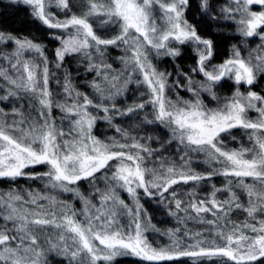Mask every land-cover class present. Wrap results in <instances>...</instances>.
Here are the masks:
<instances>
[{
    "label": "snow or ice",
    "instance_id": "6c2138e0",
    "mask_svg": "<svg viewBox=\"0 0 264 264\" xmlns=\"http://www.w3.org/2000/svg\"><path fill=\"white\" fill-rule=\"evenodd\" d=\"M13 5L56 46L0 30V264H264V0Z\"/></svg>",
    "mask_w": 264,
    "mask_h": 264
},
{
    "label": "trees",
    "instance_id": "16d2710c",
    "mask_svg": "<svg viewBox=\"0 0 264 264\" xmlns=\"http://www.w3.org/2000/svg\"><path fill=\"white\" fill-rule=\"evenodd\" d=\"M0 30L13 32L21 36L35 38L47 47L49 56H51L53 49L56 46V42L51 40L47 35V33L52 30L44 29L43 26L39 24V22L33 21L22 7L14 5L7 6V3L3 1H0ZM218 42L220 43V48L223 50L221 52H224V49H227L226 41L223 38H220ZM221 52L218 49V53L222 54ZM73 75L75 76L76 73L74 74L73 72ZM53 88H55V85H53ZM97 133L107 135L112 134L108 129V126L104 123L99 124ZM18 183L24 187H27L29 184H33V182L31 181L25 180H20ZM212 183H215L218 187L222 186L223 178L215 177L212 181L202 182L199 186H197L196 191L201 198L209 194ZM8 187V182L0 181V190H7ZM182 187L184 189H191L192 186L187 185ZM141 202L144 203V207L147 209L149 216L152 217V223L155 224L159 229H161V231L176 226L177 222L175 218L169 216L167 214V211L163 207H160L154 201H148L143 197ZM242 218L243 216L241 214H237L233 217V219ZM188 227L191 228L192 231H196L199 230L200 226L195 224L194 222H189ZM151 238L156 239L160 242H166L167 240L166 237H161L155 233L151 234ZM118 264H139V262L132 257H120L118 258ZM184 264H191V261H185ZM205 264H211V262L206 261Z\"/></svg>",
    "mask_w": 264,
    "mask_h": 264
},
{
    "label": "rangeland",
    "instance_id": "374dc122",
    "mask_svg": "<svg viewBox=\"0 0 264 264\" xmlns=\"http://www.w3.org/2000/svg\"><path fill=\"white\" fill-rule=\"evenodd\" d=\"M0 1H3V2L7 3V0H0ZM202 27H204V28L207 29V26L206 25H202ZM220 38H223L224 39L223 36H221ZM234 42H235L234 40H227L226 41V43H227L226 44V48L227 49H224L225 50L224 52H221L223 50L219 47V51L222 53V54H219V56H220L221 59H223L225 57V54L227 53L230 44H232ZM193 55H194L193 53L185 52L184 55H183V57L180 58V60H179V65L182 66V67H184V68H187V67L191 66L192 63H193V60H192V56ZM71 66L72 67H75L76 65L75 64H72ZM160 67L162 69H167L170 72H172L174 70L173 69V64L169 60H162V61H160ZM74 74H75V72H74ZM254 90L264 92V80L259 81L258 84L255 86V89ZM222 94L228 95L229 94V90L228 89H223L222 90Z\"/></svg>",
    "mask_w": 264,
    "mask_h": 264
}]
</instances>
